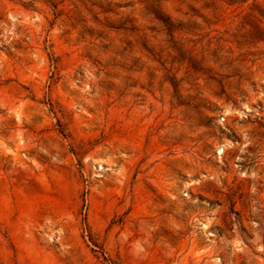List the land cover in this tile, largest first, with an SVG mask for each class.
I'll use <instances>...</instances> for the list:
<instances>
[{"label":"rangeland","instance_id":"374dc122","mask_svg":"<svg viewBox=\"0 0 264 264\" xmlns=\"http://www.w3.org/2000/svg\"><path fill=\"white\" fill-rule=\"evenodd\" d=\"M0 264H264V0H0Z\"/></svg>","mask_w":264,"mask_h":264}]
</instances>
